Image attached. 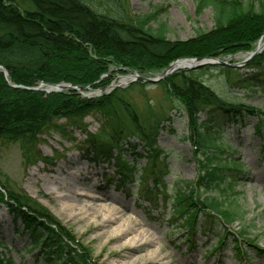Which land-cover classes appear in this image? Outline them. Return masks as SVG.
<instances>
[{
  "label": "trees",
  "instance_id": "1",
  "mask_svg": "<svg viewBox=\"0 0 264 264\" xmlns=\"http://www.w3.org/2000/svg\"><path fill=\"white\" fill-rule=\"evenodd\" d=\"M110 1L122 12L102 11L94 0H0V65L8 71L7 76L0 70V141L19 144L26 162L50 161L39 150L41 136L55 132L72 138L79 131L86 135L81 149L87 157L115 166L107 182L136 196L144 208H159L162 198L165 203L172 199L168 222L182 232L188 249L201 247L209 256L220 255L231 240L237 249L242 240L252 245L246 224L236 232L230 229L245 220L244 211L230 200L242 162L224 157L218 139L227 125L245 128L251 116L258 117L264 155V113L239 94L219 93L199 73L216 74L225 89L242 90L243 96L264 93V50L240 67L181 69L156 83L136 81L93 97L76 89L47 93L30 88L41 82L105 87L114 72L157 75L179 58L250 52L264 37V0H195L198 16L212 8L213 26H195V34L186 39L169 38L155 14L129 17L123 0ZM150 84L162 86V104L146 99L140 107L134 92L147 96ZM164 102L187 115V139L198 167L196 179L182 181L174 192L170 155L157 141L165 122L172 120ZM88 116L100 121L97 133L88 129ZM0 207L13 218L24 250L34 251L45 264L93 263L85 246L25 190L0 180ZM200 234L213 243L200 244ZM6 246L0 237V247ZM254 248L264 255V249ZM0 264L15 263L0 256Z\"/></svg>",
  "mask_w": 264,
  "mask_h": 264
},
{
  "label": "rangeland",
  "instance_id": "2",
  "mask_svg": "<svg viewBox=\"0 0 264 264\" xmlns=\"http://www.w3.org/2000/svg\"><path fill=\"white\" fill-rule=\"evenodd\" d=\"M94 2L102 11L112 9L117 13L122 12L110 0ZM123 2L129 17L155 14L159 22L166 24L167 36L171 39L192 37L195 26L204 29L213 26L212 8L205 9L198 16L195 0ZM193 18L196 20L194 23ZM248 55V52H238L223 60L231 59L229 62L235 64L244 61ZM128 71L114 72L111 84L128 87L132 79H123H128L129 73L134 70ZM199 75L224 96L239 94L244 102L264 113L263 92L255 96H243L242 90L225 89L219 77L216 74L212 76L210 71L200 72ZM145 89L147 96L134 92V99L140 107L146 99L151 100L152 104H162V86L150 84ZM109 90L97 87L85 90L83 95L99 96ZM170 105L164 102V107L172 114V120L165 122L166 126L160 131L157 141L170 155V189L174 192L182 186V181L196 179L198 167L194 147L187 139V115L170 109ZM85 122L91 132L99 131L100 121L94 116H88ZM257 123L258 117L251 116L245 128L227 125L218 144L226 148L227 145L231 146L227 150L223 147L224 157L229 156L242 162L241 171L236 175L234 191H230L234 192L230 200L244 211L245 220L235 221L230 229L236 232L246 224L252 238L249 242L254 247L264 249V155L261 151L263 140L256 133ZM260 129L264 135V126ZM40 139L39 150L50 161L26 162L19 144L0 141V180L25 190L49 209L89 251L92 264H264V255L260 256L257 248L243 240L238 242L239 249L232 240L228 242L220 254V261L217 259L219 256L215 255L206 258L201 254L204 250L201 247L188 249L182 239V232L168 222L171 213L168 204L172 203V199L165 203L162 198L159 208H144L142 203L139 205L136 196H130L123 188L107 182L106 176L115 173V166L96 164L87 157L81 149L86 135L81 132L73 133L72 138L52 132L42 135ZM106 219L109 222H105ZM12 220L6 207H0V237L7 244L6 248L0 247V256L11 258L15 264H45L39 256L34 255V251L24 250L23 240L16 236ZM213 241H209L207 235H201L198 239L200 244L208 242L210 245ZM128 243L132 245L127 246Z\"/></svg>",
  "mask_w": 264,
  "mask_h": 264
},
{
  "label": "water",
  "instance_id": "3",
  "mask_svg": "<svg viewBox=\"0 0 264 264\" xmlns=\"http://www.w3.org/2000/svg\"><path fill=\"white\" fill-rule=\"evenodd\" d=\"M264 50V42L263 44L260 46V44L257 45L256 49L252 52L249 53L248 57H246V59L244 61H241L240 63H235L232 64L233 66H241L244 63H246L248 60L252 59L254 56L258 55L259 53H261ZM185 59H194L196 61H199V63H196L192 66L186 67L189 69H194L206 64H222V65H226L229 64L228 61L223 60V59H219V58H212V57H205V58H200V57H196V58H185ZM180 59H177L175 61H173L160 75L155 76V77H149V76H144V75H140L139 73H137L136 71H133L132 74L129 75H133L134 78H132L131 82L140 80V81H144V82H158L163 80L164 78H166L168 75L176 72L178 69H172L173 65ZM180 69V68H179ZM0 70L4 71L5 74L8 76V71L0 65ZM131 82L127 83L126 85L130 84ZM59 85H64V88H47V86H59ZM46 86V87H43ZM122 86L120 84H112L109 87L111 89L116 88ZM78 89V90H82L85 88H89V86L87 85H74L71 83H66V82H61V83H46V82H42L39 86L36 87H31L30 89L33 90H43L46 91L47 93L53 92V91H61L64 89Z\"/></svg>",
  "mask_w": 264,
  "mask_h": 264
},
{
  "label": "bare ground",
  "instance_id": "4",
  "mask_svg": "<svg viewBox=\"0 0 264 264\" xmlns=\"http://www.w3.org/2000/svg\"><path fill=\"white\" fill-rule=\"evenodd\" d=\"M263 42H264V37L261 39V41L259 42V44H260V46L263 44ZM196 63H199V61H196V60H194V59H180V60H178L174 65H173V67H172V69H181V68H185V67H189V66H192V65H194V64H196ZM132 78H134V76L133 75H128V79L126 78V79H123V80H125V81H127V80H129V79H132ZM47 88H64V85H59V86H48ZM113 220H110V222H112ZM105 222H109V220L108 219H106L105 220ZM124 230H126V229H124ZM130 246V245H132L131 243H128L127 244V246ZM126 246V245H125Z\"/></svg>",
  "mask_w": 264,
  "mask_h": 264
}]
</instances>
